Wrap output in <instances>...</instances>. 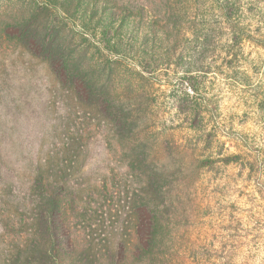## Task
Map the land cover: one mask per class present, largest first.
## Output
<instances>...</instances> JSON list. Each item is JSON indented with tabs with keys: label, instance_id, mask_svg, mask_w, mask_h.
<instances>
[{
	"label": "rangeland",
	"instance_id": "obj_1",
	"mask_svg": "<svg viewBox=\"0 0 264 264\" xmlns=\"http://www.w3.org/2000/svg\"><path fill=\"white\" fill-rule=\"evenodd\" d=\"M31 1L0 0V264L32 256L15 248L24 202L40 165L59 173L68 128L84 149L70 168L92 264L106 239L145 264L153 213L170 264H264V0H67L62 41L102 81L87 94L60 75L62 51L30 50L43 23Z\"/></svg>",
	"mask_w": 264,
	"mask_h": 264
},
{
	"label": "trees",
	"instance_id": "obj_2",
	"mask_svg": "<svg viewBox=\"0 0 264 264\" xmlns=\"http://www.w3.org/2000/svg\"><path fill=\"white\" fill-rule=\"evenodd\" d=\"M66 3L67 0H60V2L59 0H33L29 3L30 10L36 16H42L43 23L41 25L34 24L33 35L31 34L34 38L28 46L33 53H40L43 49L51 51L52 49H58L62 51L63 57L57 63L61 71L60 75L65 80H69V78L76 79L78 91L86 94L96 93L101 89L99 85L102 82L96 77V65L92 62H79L73 65L76 56L72 54L80 52L81 47L74 44L76 47L67 51L68 47L62 41L63 28L59 24L61 19H67L70 14L68 9H66ZM84 14L86 15L87 12L84 11ZM15 32L21 37L25 34V31L19 27ZM108 32V29H106V33ZM108 44V42H104L107 48L109 47ZM120 60L118 58L115 62L119 63L121 62ZM78 74H82L80 79ZM115 90V88L110 87V93ZM66 132L69 136L63 142L64 163L60 165L59 173L57 172L53 177H50L48 172L53 169L50 168L52 165H49V168H47V164H45L46 168L40 165L31 197L28 203L24 202L32 210L31 216L27 221L30 225V231H27L24 239L15 246L19 255L23 253L32 255L24 264L95 263L91 258V252L95 245L99 243L95 242L90 233L84 237L85 240H81L80 235L77 236L76 234V226L80 222L77 211L80 206L79 200L81 199L83 188L76 186L72 182L71 179L74 173L70 166L76 167L74 163L76 161L79 162L80 154L84 149L77 145L75 136L70 135L79 134L76 128L73 130L68 128ZM114 133L119 135L117 131H114ZM69 157H72L71 162H69ZM53 159L54 155H51L49 160L52 161ZM58 160H62V157H58ZM72 162L74 163L72 164ZM68 163L71 164L68 165ZM150 177L152 175L148 176V178ZM104 186L106 187V185ZM155 210L153 209V211ZM161 219L163 221V217ZM161 219L160 217L157 219V214L153 213L144 225L146 233L140 237V246L142 248L139 251L143 260H145V264H170L167 250L168 243L164 235L166 227L164 223H161ZM91 227V224L86 225L87 230ZM139 228L142 229L143 227ZM119 239L121 241L119 242L118 252L125 251V243L122 242L124 240L122 237H119ZM101 245L105 252L102 254L101 264H123L122 258L117 259L115 254H112L113 246L115 245L114 240L108 242V239H106V243H101ZM96 257L98 258L97 254Z\"/></svg>",
	"mask_w": 264,
	"mask_h": 264
}]
</instances>
